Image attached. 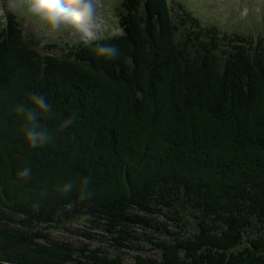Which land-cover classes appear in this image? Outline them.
<instances>
[{
	"label": "trees",
	"instance_id": "16d2710c",
	"mask_svg": "<svg viewBox=\"0 0 264 264\" xmlns=\"http://www.w3.org/2000/svg\"><path fill=\"white\" fill-rule=\"evenodd\" d=\"M183 1L121 0L124 34L98 47L3 16L0 264H124L49 238L75 217L102 220L138 264H264V40L220 36ZM103 46L118 54L98 68Z\"/></svg>",
	"mask_w": 264,
	"mask_h": 264
},
{
	"label": "rangeland",
	"instance_id": "374dc122",
	"mask_svg": "<svg viewBox=\"0 0 264 264\" xmlns=\"http://www.w3.org/2000/svg\"><path fill=\"white\" fill-rule=\"evenodd\" d=\"M192 1L194 4H199L201 6V11L202 10L205 11L208 18H210L212 16V14H214L218 17V19H219L218 21H220V23H223V24L225 23L224 17L229 12L232 15H235V16H238L241 18L244 16V14L246 12L258 13L257 8L260 7L259 11L264 14V0H192ZM185 2L188 4V0H185ZM99 5H100V3H99ZM105 7H106V15L107 16L114 15L116 13L115 5L106 4ZM15 9H16V7L12 8V10H15ZM101 16L104 18V21L106 22V18H105L103 9H101ZM116 16H117V18L120 17L118 13L116 14ZM108 23L109 24H116L115 20L111 17L108 18ZM109 24L104 23L103 30L105 32L111 33L113 35L120 33V31L118 29H116V28H118L117 26H114V25L110 26ZM0 25H2V21H0ZM233 25H234V27H232V28L224 27L225 32L230 34V33H233L234 31L240 29L241 27L243 29H245L244 26L240 25L241 27H239L234 22H233ZM29 30L38 32V30L42 31L43 28L32 24V26L31 25L29 26ZM77 30H78L77 28L71 29V31H77ZM45 31H46V29H44V32ZM247 32H249V30ZM30 33H33V32H30ZM81 35H82V39H85V40H89L91 38V37L85 38L82 33H81ZM109 43H111V42H109ZM93 51H94L93 56L96 57L95 62L97 63L98 68H100L101 65L108 66V62L105 60V59H107V56H104V58L99 59V58H97V56H99L98 49L93 48ZM116 54H118V53H116ZM112 57H114V56L112 55ZM206 60L208 62L210 61L209 58ZM130 62H131V60H130ZM111 80L112 81H110V80L107 81V83L110 85H114L113 83H115L116 81H114L113 79H111ZM143 80H144V78L141 76L137 80V83L139 84ZM131 82H132L131 83L132 88L134 89L135 88V82H133V81H131ZM124 86H127V85H124ZM81 88H82L83 94L85 96V97H83V100L86 104V103L90 102L88 99L91 98V96L89 95L90 91H91V87L89 85H87L85 82H83ZM112 89L115 90L117 88L113 87ZM59 90H62V89H59ZM174 92L177 93V84L172 82L170 87H169V93H171L172 97L174 99H176L177 95L172 94ZM159 93H161L160 90H159ZM115 102L116 101H114V103ZM87 105H89V104H87ZM114 109H115V107L113 105H111L110 110L113 111ZM128 111H127V113H128ZM133 115H134V113H132V111L130 113H128V116H130V117ZM91 181H93L92 178H91ZM71 211L73 213H75L74 209H71ZM136 211L139 213L140 210H136ZM65 212H67V211H65ZM65 212H60V213L62 214ZM139 215L144 217V212H142V213L140 212ZM147 217H149V216L147 215ZM151 219H152V216H151ZM91 221H94V220L92 219ZM159 225H161V223ZM41 227H43V226H41ZM102 228H103L102 227V220H97V222L89 223L85 220H77V218L75 217V220L73 219L69 222H65L64 224H62L60 226H56V227L52 228V230L50 231V234H49V236H50L49 238L51 240H53L54 242H57V243H70V244L74 245V247L76 249L80 248V247L81 248L84 247V248H88L89 250H92V251L101 250V252L106 253L107 255L113 256L114 258H115V256L116 257L120 256L121 261L124 264H136L137 263L136 257L143 258L145 256L144 252H141V250H137V251L132 250L131 247L127 245V243H126L127 241H125V240L122 241L121 239L117 238V236H115V235L113 236L112 234L108 233L107 231H104ZM157 228H161V226H157ZM258 228L263 230L262 227L258 226ZM138 229H140V228H138ZM124 231H126V230L124 229ZM138 232L142 234L145 231L138 230ZM128 233H129V231H128ZM151 248H152L151 246H148L145 249L146 250L148 249L149 251H153V250H151ZM152 254H153V256H154V254H156L158 256L159 252L157 250H154V252H152ZM82 255H83V253L78 251L76 253V258H78V256H79L78 259H81L80 257H82ZM183 255L184 254H182V256ZM185 260L187 263V261H189V258L186 257ZM179 264H181V262Z\"/></svg>",
	"mask_w": 264,
	"mask_h": 264
},
{
	"label": "clouds",
	"instance_id": "9594fccd",
	"mask_svg": "<svg viewBox=\"0 0 264 264\" xmlns=\"http://www.w3.org/2000/svg\"><path fill=\"white\" fill-rule=\"evenodd\" d=\"M100 0H31L29 12L35 16H43L53 29H59L62 25L71 24L81 31L85 38L95 37V33L89 25L98 14ZM6 15L3 10V0H0V16ZM117 48L114 46H103L98 49V54L111 57ZM36 103L39 108L45 109L46 104L42 98H37ZM28 140L33 146H36L42 139L43 134L39 136L29 132ZM28 170L21 172V177L28 176Z\"/></svg>",
	"mask_w": 264,
	"mask_h": 264
},
{
	"label": "bare ground",
	"instance_id": "6f19581e",
	"mask_svg": "<svg viewBox=\"0 0 264 264\" xmlns=\"http://www.w3.org/2000/svg\"><path fill=\"white\" fill-rule=\"evenodd\" d=\"M187 4V3H186ZM97 27H99V25L97 26ZM82 123V122H81ZM81 238V237H80ZM88 238V237H87ZM26 239V238H25ZM34 239V238H33ZM88 243V242H87ZM95 243V242H94ZM81 250V249H80ZM91 252V251H90ZM90 254V253H89Z\"/></svg>",
	"mask_w": 264,
	"mask_h": 264
}]
</instances>
